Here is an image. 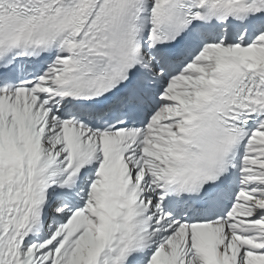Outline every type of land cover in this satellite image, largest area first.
Wrapping results in <instances>:
<instances>
[{
	"label": "snow or ice",
	"instance_id": "obj_1",
	"mask_svg": "<svg viewBox=\"0 0 264 264\" xmlns=\"http://www.w3.org/2000/svg\"><path fill=\"white\" fill-rule=\"evenodd\" d=\"M0 264H264V0H0Z\"/></svg>",
	"mask_w": 264,
	"mask_h": 264
}]
</instances>
